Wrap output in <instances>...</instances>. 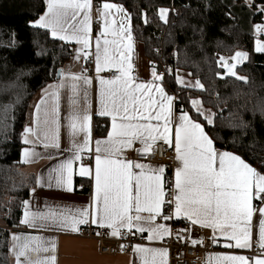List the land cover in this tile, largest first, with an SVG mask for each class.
<instances>
[{
    "label": "snow or ice",
    "instance_id": "snow-or-ice-1",
    "mask_svg": "<svg viewBox=\"0 0 264 264\" xmlns=\"http://www.w3.org/2000/svg\"><path fill=\"white\" fill-rule=\"evenodd\" d=\"M45 4L46 11L31 21L30 26L46 29L54 41L74 43L76 47L68 70H58V80L42 90L41 100L35 105L32 126L23 129L22 143L32 147L23 148L20 162L30 163L40 156L35 151L37 143L46 150H53L48 152L49 159L69 152V156L49 169L47 177L37 176L35 184L37 188L55 186L72 192L74 164L82 161L87 153L90 161L94 158V169L81 164L78 175L93 179L94 191L90 206L75 211L54 208L47 203L46 210H33L30 200H23L20 224L70 233H79L82 225H94L97 229H105L104 234L118 239L134 234L135 229V234L147 232L148 241L154 242L171 235V229L157 223V218L167 221L174 216L189 222V229L184 231L199 226L211 230L213 243L218 234L228 241L224 244L226 248L251 249L250 225L253 213L258 210L262 219L256 243L264 256V207L256 209L253 206L254 199L264 203V174L240 155L215 147L214 139L206 131L215 126V113L203 108L202 101L192 99L191 108L185 110L182 105L178 108L177 103L183 98L166 91V77L182 86L180 91L203 90L202 83L198 79L194 83L186 82L178 70L173 76L171 70L159 73L155 67H151V80L141 81L132 60L131 18L122 5L105 2L102 7H96L97 22L102 19L103 26L95 38L93 53L90 51L92 0H45ZM258 11L264 13V4ZM167 13L168 9H159V18L166 21ZM255 28L257 33L264 32V25ZM255 51L264 53V42L257 40ZM93 58L99 85L96 115L111 121L106 137L94 141V150L89 108L82 107L79 102L83 92L87 105L88 86L92 85L93 78L84 74L88 71L86 67L72 70L81 59L89 63ZM247 59L248 53L243 51H236L231 57L221 56L217 65L222 71L216 75L221 79L227 76L246 82V77L238 75L237 65ZM106 71L109 77H102L100 74ZM65 87L71 92L66 125L70 147L61 148V90ZM10 108L11 105L4 106L5 129ZM193 109L195 113L191 114ZM173 130L177 164L172 198L166 199L165 167L142 161L152 151L154 142L162 140L170 144ZM130 152H135L140 159L131 158ZM35 191L36 188L31 189L29 195L34 196ZM165 206L167 214H163ZM179 238L184 239L183 236ZM10 239L9 251L15 257V264H56L54 238L40 235L22 238L11 234ZM192 243L195 245L197 241ZM132 251L139 255L141 264H166L167 249L135 244ZM250 259L243 255H220L216 257V264H249ZM254 264H264V258H255Z\"/></svg>",
    "mask_w": 264,
    "mask_h": 264
},
{
    "label": "trees",
    "instance_id": "trees-1",
    "mask_svg": "<svg viewBox=\"0 0 264 264\" xmlns=\"http://www.w3.org/2000/svg\"><path fill=\"white\" fill-rule=\"evenodd\" d=\"M110 1L128 12L133 37L158 72L166 68L174 76L180 69L202 83L203 90L180 91L174 79L166 77L167 92L183 98L178 108L188 110L190 99L200 98L215 113V126L206 129L215 147L240 155L264 174V53L254 50L252 33L253 24L264 20L258 11L264 0H252L251 6L244 0ZM161 7L168 9L165 22L158 15ZM45 8V0H0V264H12L9 234L20 226L22 201L35 185L34 176L20 162L29 103L56 80L60 63L71 55L70 44L30 26ZM238 50L248 53L237 66L238 75L247 81L221 79L215 53L227 57ZM5 105H11L6 129ZM106 131L107 120L95 117L94 135L104 136ZM81 185L88 191V182L75 178V189Z\"/></svg>",
    "mask_w": 264,
    "mask_h": 264
},
{
    "label": "crops",
    "instance_id": "crops-1",
    "mask_svg": "<svg viewBox=\"0 0 264 264\" xmlns=\"http://www.w3.org/2000/svg\"><path fill=\"white\" fill-rule=\"evenodd\" d=\"M108 2V3H114L110 0H92L93 3V10H92V21H91V48L90 51L94 53L95 51V38L97 34L100 32L102 26H103V20L100 19L99 23L96 7L100 6L102 7V4ZM244 2H246L244 0ZM252 3V0H248V3H245L247 6H249ZM46 11V8H45ZM44 11V12H45ZM43 12V13H44ZM42 13V14H43ZM128 14V12L126 11ZM41 14V15H42ZM129 15V14H128ZM95 25L97 28H95ZM256 25H264V22H258L254 23L252 26V33L255 37L253 42V47L255 50L256 47V41L261 40L264 42V34L257 35L256 32ZM264 33V32H262ZM50 34V33H49ZM51 35V34H50ZM111 39V37H109ZM71 45V55L70 57L63 62V66L60 69H63L65 71L68 70V66L72 64V57L74 54V48L76 47L74 43ZM240 51V50H238ZM235 53V52H234ZM132 60L134 62V67L136 69V73L138 74L139 78L143 82H147L151 80V67H154L150 61L146 58L144 53V48L141 42L134 39V51L132 53ZM246 61V60H245ZM244 61V62H245ZM243 62V63H244ZM241 65V64H239ZM238 66V65H237ZM80 67H86L88 71L84 73L85 75H89L91 78H93V83L91 86H88V103L87 105L84 104V96L83 92H81L79 97V102L82 107L86 106L89 108V112L91 115V136H92V149L94 150V141L96 139L105 138L107 131L111 128V121L108 117H100L96 115L97 109H98V103H97V90L99 88V85L95 79L96 73L94 71V58L93 62L86 63L83 59L79 61L77 65L73 67V71H79ZM179 71V74L181 77L185 79V81H192L193 83L196 81L191 75L189 76V72L177 69ZM177 70L174 71V74L177 72ZM102 77L107 78L106 72H102L100 74ZM55 81L49 83L48 85L53 84ZM48 85L43 87L30 101L27 111V123L25 126H32V119H33V113L35 112V105L39 103L42 97V90L45 89ZM81 87H84L81 85ZM182 87V86H179ZM190 90H197L194 88H188ZM167 91V90H166ZM61 110H60V123H61V148H68L70 147L69 139H68V133H67V117L69 115V99L68 97L71 95V92L68 87H65L61 90ZM169 93V92H168ZM171 94V93H169ZM197 99L200 100L198 97H193L190 99V106H191V100ZM201 101V100H200ZM203 108H206L202 105ZM211 110V109H210ZM195 112V110L193 109ZM212 111V110H211ZM177 115H179V111H177ZM103 118L107 120V131L104 136H97L94 135L93 132V123L94 118ZM23 133V132H22ZM21 133V134H22ZM21 141H22V135H21ZM156 143H162L167 148L171 149L173 152V161H174V170H173V183H174V171L175 166L177 164V161L175 160V145H174V130H173V136H172V142L170 144L164 143L162 140L156 141L153 144ZM139 146V145H138ZM25 147H32V145H25L23 144V148ZM22 148V150H23ZM35 151L40 153V156L38 158H35L33 162L30 163H22L24 168L23 170L34 176L35 180L37 176H44L47 177L49 169L53 166H55L60 160L66 158L70 155L69 152H64L61 155L56 156L55 159H49L47 158L48 152L53 151L52 149H44L39 143L35 145ZM22 152V151H21ZM131 153H128L129 156H131ZM83 164L84 166H90L94 169V158L92 161L89 160L88 154L86 153L84 155V159L82 161H77L74 164V175H73V191L72 192H65L63 190L55 188L53 186L52 188H37L36 184L33 188H36L34 196H28L26 200H30L31 207L33 210L40 209L41 211L46 210L45 209V203H47L49 206L56 208L59 206V208H66L70 209L72 211H75L80 208H88L92 201V194L94 191L93 184L94 180L90 179L89 177H81L78 175L79 167ZM151 164V163H150ZM153 166H160L158 164H152ZM251 166V165H250ZM253 167V166H252ZM257 169L256 167H253ZM258 170V169H257ZM75 178L83 179L88 182V191H84L83 185L79 186L77 189L74 187V180ZM163 186H164V179H163ZM32 188V189H33ZM253 206L254 208L258 209L259 207H264V203H261L260 200L254 199L253 200ZM21 218L23 217V208L21 209ZM143 215H147V213H144ZM158 219V218H157ZM174 220L184 221L183 226H179L177 231L179 233V236H185L187 237L189 235V231H184L185 229H189V222H186L183 218L177 219L173 216ZM262 219V217L259 214V211H255L253 213L250 230L252 233V241H251V249H238L236 247L226 248L224 247L225 243H228V241L217 234L216 242L213 243V249L207 251L204 255V261L203 264H216V257L220 255H243L246 258H252L250 259L249 264H254L255 258H264V256H258V257H251L248 255V253L252 249L258 248L257 246V239L259 234V222ZM157 223H162L156 221ZM164 224V223H163ZM94 226V225H92ZM167 226V225H166ZM81 227V226H80ZM96 227V226H95ZM168 227V226H167ZM191 227H197L199 226H191ZM190 227V228H191ZM202 229V228H200ZM209 231L210 235H212V232L210 229H206ZM133 233H135V229H133ZM11 234H17L20 235L22 238L24 236L29 235H40L47 238H54L57 242V262L56 264H141V259L138 254L131 251L129 254H122V253H116L114 255H101L98 252L97 249V243L93 239H86L82 237H78L76 233H70V232H62V231H45V230H39L35 228H30L27 225L20 224L19 227L12 229L9 234V240H8V248L11 244L10 235ZM142 235L146 236V243L139 244L141 246L145 247H153V248H162L167 249L165 245V241L167 240L168 236L164 237L161 241H154L150 242L147 239V232L143 233ZM193 240H191L192 242ZM234 245V241L231 242ZM168 250V249H167ZM9 256L11 258L12 264H15V257L14 255L9 251ZM166 264H169L168 259V253L166 257Z\"/></svg>",
    "mask_w": 264,
    "mask_h": 264
},
{
    "label": "built area",
    "instance_id": "built-area-1",
    "mask_svg": "<svg viewBox=\"0 0 264 264\" xmlns=\"http://www.w3.org/2000/svg\"><path fill=\"white\" fill-rule=\"evenodd\" d=\"M95 28H97L96 25ZM220 57L221 55L215 53L214 59L216 61H218ZM59 66L61 68L63 62L60 63ZM165 72L166 68H162L159 71V73ZM106 75L109 77L110 73L106 71ZM137 147L139 146L137 145ZM130 157L133 159H140L135 152H132ZM142 162L158 164L165 167L164 189L166 192V199H171L174 170L172 150L164 146L162 143L153 144L152 151ZM167 213L168 209L167 206H165L163 214ZM157 220L171 229V235H169L165 241V245L168 249L169 264H203L205 253L213 249V243L210 239L211 235L208 230L191 227L189 235L187 237L183 236L184 239H180L177 229L179 226L183 225H176L173 218L167 221L160 218ZM97 231H100L101 233L99 236L96 235ZM105 231V229H97V227L92 225H82L80 232L76 233V235L78 237L93 239L96 241L98 252L101 255H114L116 253L129 254L132 251V245L146 243V236L142 234H129L125 239H118L104 234ZM191 240H196L197 243L193 245ZM200 240L203 241L202 244L199 242ZM248 255L251 257L261 256L258 248L252 249Z\"/></svg>",
    "mask_w": 264,
    "mask_h": 264
},
{
    "label": "rangeland",
    "instance_id": "rangeland-1",
    "mask_svg": "<svg viewBox=\"0 0 264 264\" xmlns=\"http://www.w3.org/2000/svg\"><path fill=\"white\" fill-rule=\"evenodd\" d=\"M246 2L245 3H248V0H245ZM161 8H164V7H161ZM161 8H159V9H161ZM159 9H158V15H159ZM165 9H167V8H165ZM168 19V13H167V17H166V20ZM163 21V20H162ZM163 22H165V21H163ZM261 34H264V33H257V35H261ZM254 36V35H253ZM254 39H255V37H254ZM233 55V54H232ZM231 55V56H232ZM231 56H227V57H231ZM239 65V64H238ZM1 220V219H0ZM2 225V222L0 221V226Z\"/></svg>",
    "mask_w": 264,
    "mask_h": 264
},
{
    "label": "water",
    "instance_id": "water-1",
    "mask_svg": "<svg viewBox=\"0 0 264 264\" xmlns=\"http://www.w3.org/2000/svg\"><path fill=\"white\" fill-rule=\"evenodd\" d=\"M262 22H264V20H262ZM59 70H61V69H59ZM56 79H58L57 75H56Z\"/></svg>",
    "mask_w": 264,
    "mask_h": 264
}]
</instances>
